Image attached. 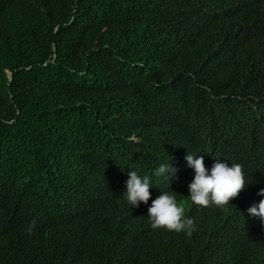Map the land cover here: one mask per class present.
<instances>
[{
  "label": "trees",
  "instance_id": "1",
  "mask_svg": "<svg viewBox=\"0 0 264 264\" xmlns=\"http://www.w3.org/2000/svg\"><path fill=\"white\" fill-rule=\"evenodd\" d=\"M187 152L251 182L194 205ZM261 188L264 0H0V264H264ZM173 190L191 236L151 227Z\"/></svg>",
  "mask_w": 264,
  "mask_h": 264
},
{
  "label": "clouds",
  "instance_id": "2",
  "mask_svg": "<svg viewBox=\"0 0 264 264\" xmlns=\"http://www.w3.org/2000/svg\"><path fill=\"white\" fill-rule=\"evenodd\" d=\"M187 165L193 169L194 177L188 183V197L192 204L209 206L211 204L223 206L239 195L249 181L246 173L239 163L229 162L223 158H215L210 166H206L204 156H197V153L185 156ZM177 169L172 165L161 164L155 169L156 176H165L170 179V174H175ZM126 183L124 193L130 207H139L141 203L148 204L152 193L150 188L154 185L148 175H140L137 171L131 170ZM176 191H161V194L152 200L148 208L147 216L153 229L165 228L168 231L177 233L183 232L191 236L197 225L194 219L185 213V206L178 202ZM257 195L264 197V188L259 189ZM248 213L259 218L264 223V198L253 203ZM35 227V221L29 226V233Z\"/></svg>",
  "mask_w": 264,
  "mask_h": 264
}]
</instances>
